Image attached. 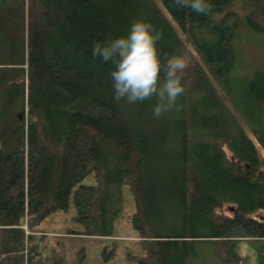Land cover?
Returning <instances> with one entry per match:
<instances>
[{
    "label": "trees",
    "instance_id": "obj_1",
    "mask_svg": "<svg viewBox=\"0 0 264 264\" xmlns=\"http://www.w3.org/2000/svg\"><path fill=\"white\" fill-rule=\"evenodd\" d=\"M208 2L203 16L172 0H0V264H63L46 218L74 209L69 234L108 236L127 190L138 264H200L203 245L216 264H264V69L245 66L238 30L264 32V0ZM139 18L163 32L162 59L189 64L160 118L155 97L116 102L113 64L92 56Z\"/></svg>",
    "mask_w": 264,
    "mask_h": 264
},
{
    "label": "clouds",
    "instance_id": "obj_2",
    "mask_svg": "<svg viewBox=\"0 0 264 264\" xmlns=\"http://www.w3.org/2000/svg\"><path fill=\"white\" fill-rule=\"evenodd\" d=\"M172 4L203 16L210 15L213 10L208 0H172ZM163 38V32L150 20L139 18L132 22L127 35L98 40L92 46L94 59L111 62L114 66L110 73L113 99L135 104L155 97L154 118L180 106L178 100L186 91L185 78L189 68L183 54L168 56L165 53L162 59L158 43Z\"/></svg>",
    "mask_w": 264,
    "mask_h": 264
},
{
    "label": "rangeland",
    "instance_id": "obj_3",
    "mask_svg": "<svg viewBox=\"0 0 264 264\" xmlns=\"http://www.w3.org/2000/svg\"><path fill=\"white\" fill-rule=\"evenodd\" d=\"M243 6V5H242ZM243 8V7H242ZM240 15H244L240 13ZM240 46L245 56L246 67L264 69V32L257 31L243 20L239 27ZM234 73L233 76H235ZM247 75V73H245ZM236 78V76H235ZM245 79L243 85L247 90L248 81ZM228 89L236 93L238 81L231 79L227 82ZM243 87V86H242ZM244 90H242V93ZM248 96L241 99L243 108L249 106ZM252 104V101H251ZM252 106V105H251ZM91 177L84 182H90ZM130 205L126 202L125 207L115 214L116 219L108 236H88L78 233H70V230H78L82 226L74 218L76 210L59 211L46 218L40 228L45 231L49 240L60 239L63 241V253L61 263L63 264H138V260L145 253L146 242L139 238L140 230L130 220L133 215V195L130 190L126 192ZM234 205H226L225 211L232 214ZM74 215V216H73ZM197 261L200 264H216L211 261L213 251L210 246H198Z\"/></svg>",
    "mask_w": 264,
    "mask_h": 264
}]
</instances>
